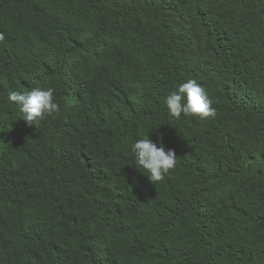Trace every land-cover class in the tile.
I'll use <instances>...</instances> for the list:
<instances>
[{"label":"trees","instance_id":"16d2710c","mask_svg":"<svg viewBox=\"0 0 264 264\" xmlns=\"http://www.w3.org/2000/svg\"><path fill=\"white\" fill-rule=\"evenodd\" d=\"M188 79L215 118L169 115ZM0 264H264V0H0Z\"/></svg>","mask_w":264,"mask_h":264},{"label":"clouds","instance_id":"9594fccd","mask_svg":"<svg viewBox=\"0 0 264 264\" xmlns=\"http://www.w3.org/2000/svg\"><path fill=\"white\" fill-rule=\"evenodd\" d=\"M55 89L36 87L29 91H9L8 100L16 105L22 120L29 127H39L46 116L61 115V106L55 99ZM165 105L170 116L180 119L182 116L215 118L213 101L205 89L195 79H188L172 90L165 97ZM136 165L147 173L152 184L164 180L165 176L175 168L177 156L174 150H165L154 143L149 135L137 139L131 146Z\"/></svg>","mask_w":264,"mask_h":264}]
</instances>
